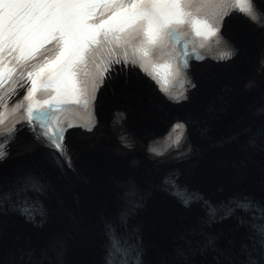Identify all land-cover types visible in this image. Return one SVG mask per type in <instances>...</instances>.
Returning a JSON list of instances; mask_svg holds the SVG:
<instances>
[{
	"label": "bare ground",
	"instance_id": "obj_1",
	"mask_svg": "<svg viewBox=\"0 0 264 264\" xmlns=\"http://www.w3.org/2000/svg\"><path fill=\"white\" fill-rule=\"evenodd\" d=\"M258 2L264 12V0ZM239 19L231 18L226 24L227 33L240 46L235 58L222 64L228 65L226 69L206 61L198 64L194 73L198 82L191 89L189 103L184 105L201 119V132L192 131V156L177 165L180 179L196 187L212 204L239 195L264 196V64L245 41V24ZM262 23L257 26L261 32H257L258 37L264 36ZM135 78L129 70L128 75L121 73L109 81L112 93L105 91L98 98L101 122L91 133L74 131V162L71 168L63 169L61 177L46 172L36 151L37 142L19 134L11 147L13 154L0 165V175L9 180L13 178L12 169L24 166L23 161L27 163L20 169L36 173L45 183V212L40 225L22 221L13 213H0V264H101L99 246L104 225L121 209L122 189L131 187L140 192L138 185L151 192L148 211L128 221L140 231L143 263L256 264L260 259L251 227L246 224L248 215L235 209L220 221L206 223L200 202L183 207L154 188L157 174L151 169L148 172L147 165L146 172L142 167L147 160L144 151L149 147V136H142V132L154 127L149 124L158 116L154 108L157 103L155 93L147 87L134 88L143 86ZM213 88L220 90L209 94ZM119 90H124L128 99H116ZM118 101L132 106L127 112V123L137 136L133 148L118 144L108 125L110 109L118 106L113 103ZM166 109L162 107L163 120L171 115ZM149 117L152 120L146 122ZM141 120L149 127L141 125ZM161 125L158 122L155 127ZM128 165L137 172L128 170ZM184 175L197 179L190 183ZM4 180L0 178V184ZM143 199L149 202L145 192ZM6 227L9 234L12 230L16 233L11 240H6L7 234L2 233ZM71 227L74 233L69 230ZM160 228L167 238L166 244Z\"/></svg>",
	"mask_w": 264,
	"mask_h": 264
},
{
	"label": "snow or ice",
	"instance_id": "obj_2",
	"mask_svg": "<svg viewBox=\"0 0 264 264\" xmlns=\"http://www.w3.org/2000/svg\"><path fill=\"white\" fill-rule=\"evenodd\" d=\"M96 7L88 0H0V109L3 110L0 111V124L24 109L29 127L35 122L33 131L39 132L38 139L43 138L61 156L67 151L61 143L63 129L57 128L51 133L40 130L41 124L45 127L52 124L54 106L49 104L45 109L33 111L30 103L37 91L38 80L41 95L53 99L59 97L57 102L63 105L87 108L112 64L130 61L139 64L156 80L160 90L178 103L186 97L182 93L171 94L168 82L158 78L144 63L150 53L156 59L167 56L179 65L175 69L179 75L180 66L186 70L188 60L204 58L197 49L205 48L209 38H216L219 43L218 31L224 16L243 13L255 22H261V16H264L258 15L253 0H112L105 6L114 9L107 21L93 11ZM200 24L208 29L207 33L199 31ZM201 36L203 39L198 41L197 37ZM175 44H180L178 55H169L167 50ZM105 45H113V51H119L120 59L113 56L99 73V83L94 79L90 86L86 69L95 63L96 54ZM138 52L142 54L138 56ZM6 55L16 61L20 68L18 75H14L16 68L6 66ZM230 55L225 52L219 58L227 59ZM5 82L6 88L2 86ZM18 89H26L27 96L21 98ZM9 101H12L11 108ZM183 128V123L173 125L169 138ZM15 131L13 123L7 136L0 139V159L7 155L4 149L14 138ZM149 150L156 152L155 148ZM25 183V188H17L11 194L0 193V201L18 197L15 201L17 210L30 217L31 207L26 199L19 197L28 187L38 188L30 178ZM236 207L247 211L251 204L237 202ZM230 212L231 209L226 214ZM122 251V241L115 236L111 238L109 255L119 256ZM109 264L119 262L110 260Z\"/></svg>",
	"mask_w": 264,
	"mask_h": 264
},
{
	"label": "rangeland",
	"instance_id": "obj_3",
	"mask_svg": "<svg viewBox=\"0 0 264 264\" xmlns=\"http://www.w3.org/2000/svg\"><path fill=\"white\" fill-rule=\"evenodd\" d=\"M134 88L135 89H141L142 87H135L134 86ZM211 88V86L208 88V90ZM214 91V88L213 89H211V92H209V94H211L212 92ZM117 96L115 97L116 99H120V97H121V94H122V96H127V94H125V91L124 90H119V91H117ZM134 104V106H136V104H135V102L133 103ZM172 111V110H171ZM159 118V117H158ZM158 118H154L153 120L152 119H149L148 118V120L146 121V122H149V121H151L152 120V123L153 124H149V125H154V127H155V125H156V127H157V125H158V122H162V120L161 119H158ZM158 120H160V121H158ZM144 120H141V125H143L144 124ZM146 125V126H145ZM145 125H143L145 128H148L149 126L147 125V123L145 124ZM154 127L152 128V129H154ZM155 127V128H156ZM160 127V126H159ZM149 129V128H148ZM244 140H246V138L245 137H243V141ZM215 156V154L214 155H212V156H210L209 158H206V162H208L207 160H209L210 159V161H211V159H212V157H214ZM35 159V157H33V160ZM36 160V159H35ZM35 162V161H34ZM23 165H27V163H25L24 161L23 162H21ZM129 166V165H128ZM198 165L196 164L195 165V168L197 167ZM24 167V166H23ZM19 168V167H18ZM132 169V168H131ZM130 169V167H128V170H131ZM144 170L143 171H145L146 170V168H143ZM151 169V170H150ZM150 169H148V172H150V171H152V172H154V173H156L157 175L155 176V180L153 181V182H155V188L158 190V187H159V185L158 184H156V183H158L159 182V184L161 183V179L163 178L162 177V175H161V171H159V170H156V168H150ZM150 170V171H149ZM15 168L14 169H12V171H11V173L13 174V176L15 177H13L14 179H16L17 177H19V175H16L15 174ZM193 171H194V168H193ZM146 172V171H145ZM147 172V173H148ZM151 172V173H152ZM136 173V172H135ZM135 173H134V175H135ZM16 175V176H15ZM22 175H24V174H22ZM161 175V176H160ZM0 176H3V175H0ZM183 177H185L188 181H190V183L191 182H193L194 180H196L197 178H194L195 176H189V175H184ZM262 179V178H261ZM194 183V182H193ZM262 185V184H261ZM263 186V185H262ZM191 187H194V186H191ZM159 189H160V187H159ZM202 190H204V189H202ZM263 191H264V189H262ZM77 193V192H76ZM123 194V191L121 192V195ZM213 194V193H212ZM120 196V195H119ZM166 200L165 201H171V200H169V198H166V197H164ZM168 205H171V203L169 202L168 203ZM167 205V206H168ZM173 206V205H172ZM118 213H120V212H116V214H113V216L114 217H116L117 215H118ZM69 230H71V233H74V228L73 227H71ZM160 232L162 233V236H163V238L165 239L166 238V236H165V234H164V232H163V230H161V228H160ZM2 233H5V234H7V239L6 240H11L12 238H14L13 236H16V233H13V230H12V233H10L9 234V231L7 230V227H6V229L2 232ZM34 236H36V237H38V235L37 234H35ZM9 242V241H8ZM166 243H168L167 242V238H166V240H165V244ZM101 245V244H100ZM102 246V245H101ZM101 246H99V247H101ZM79 254H80V252H79ZM80 260H81V257H80ZM78 264H81V262L80 263H78ZM83 264V263H82Z\"/></svg>",
	"mask_w": 264,
	"mask_h": 264
}]
</instances>
